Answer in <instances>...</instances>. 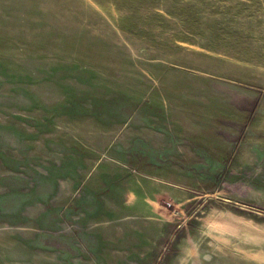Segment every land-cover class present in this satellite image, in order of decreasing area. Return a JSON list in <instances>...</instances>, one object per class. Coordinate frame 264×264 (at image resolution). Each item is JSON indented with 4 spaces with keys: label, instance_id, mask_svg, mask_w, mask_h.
Returning <instances> with one entry per match:
<instances>
[{
    "label": "rangeland",
    "instance_id": "obj_1",
    "mask_svg": "<svg viewBox=\"0 0 264 264\" xmlns=\"http://www.w3.org/2000/svg\"><path fill=\"white\" fill-rule=\"evenodd\" d=\"M0 264H264V0H0Z\"/></svg>",
    "mask_w": 264,
    "mask_h": 264
}]
</instances>
